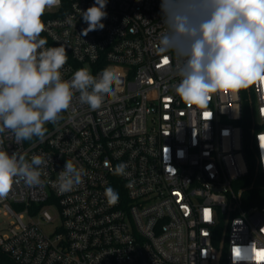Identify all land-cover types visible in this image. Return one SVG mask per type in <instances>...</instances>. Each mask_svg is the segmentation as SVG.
Returning <instances> with one entry per match:
<instances>
[{"label":"built area","instance_id":"2783aa9c","mask_svg":"<svg viewBox=\"0 0 264 264\" xmlns=\"http://www.w3.org/2000/svg\"><path fill=\"white\" fill-rule=\"evenodd\" d=\"M94 2L47 9L41 37L65 46L64 80L80 68L93 76L112 68L122 83L95 111L75 92L43 142L0 135L9 154L47 161L40 185L21 181L0 200L14 218L0 251L17 264H264V82L189 107L172 87L174 54L156 48L161 0H107L105 27L81 36V12ZM66 160L86 175L61 194L53 182ZM120 163L128 175L113 174ZM107 187L119 193L115 205ZM239 248L250 261L235 260Z\"/></svg>","mask_w":264,"mask_h":264},{"label":"clouds","instance_id":"9594fccd","mask_svg":"<svg viewBox=\"0 0 264 264\" xmlns=\"http://www.w3.org/2000/svg\"><path fill=\"white\" fill-rule=\"evenodd\" d=\"M60 4L61 0H0V135L11 133L17 144L34 137L43 142L45 125L62 119L75 92L81 104L95 111L122 83L112 68L93 76L84 67L71 80L62 78L68 60L65 46L46 47L48 41L41 37L45 11ZM106 4L107 0H95L81 12L87 24L81 36L105 27ZM160 10L165 30L156 48L165 59L174 54L180 79L172 87L186 105L206 109L213 94L264 82V0H161ZM257 140L264 163V131L257 133ZM3 143L0 139V200L21 181L29 187L40 185L41 166L47 165L42 155L28 162L22 154H9ZM126 167L117 164L113 174L128 175ZM84 175L83 168L66 160L53 186L61 194L70 192ZM131 186L130 182L127 187ZM104 195L109 205L119 200L112 187ZM239 249L235 260L250 261L247 249Z\"/></svg>","mask_w":264,"mask_h":264},{"label":"rangeland","instance_id":"374dc122","mask_svg":"<svg viewBox=\"0 0 264 264\" xmlns=\"http://www.w3.org/2000/svg\"><path fill=\"white\" fill-rule=\"evenodd\" d=\"M54 215H56V211L54 209L50 210ZM14 218L8 217L3 213V210L0 208V240L1 238L7 234L8 229L10 227V223ZM26 221L28 222V216L26 218Z\"/></svg>","mask_w":264,"mask_h":264},{"label":"trees","instance_id":"16d2710c","mask_svg":"<svg viewBox=\"0 0 264 264\" xmlns=\"http://www.w3.org/2000/svg\"><path fill=\"white\" fill-rule=\"evenodd\" d=\"M36 139L35 137L32 139ZM0 264H17L7 254L0 251Z\"/></svg>","mask_w":264,"mask_h":264}]
</instances>
